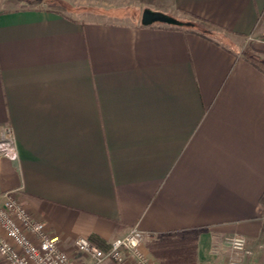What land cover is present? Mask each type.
Instances as JSON below:
<instances>
[{
    "label": "crops",
    "instance_id": "crops-1",
    "mask_svg": "<svg viewBox=\"0 0 264 264\" xmlns=\"http://www.w3.org/2000/svg\"><path fill=\"white\" fill-rule=\"evenodd\" d=\"M140 1L209 32L0 0V139L10 130L18 152L0 153V200L83 264L77 239L109 245L135 226L151 256L180 234L193 264H228L240 235L243 264H264V0Z\"/></svg>",
    "mask_w": 264,
    "mask_h": 264
},
{
    "label": "built area",
    "instance_id": "built-area-1",
    "mask_svg": "<svg viewBox=\"0 0 264 264\" xmlns=\"http://www.w3.org/2000/svg\"><path fill=\"white\" fill-rule=\"evenodd\" d=\"M6 131L0 139V153L16 160L17 149L10 145ZM146 234L138 226L125 236L113 240L107 249L93 244L88 238H79L74 250L94 264H157L144 247ZM232 257L228 264H243V258L250 255L247 240L234 235L226 240ZM0 264H83L67 251L62 250L59 238L48 233L47 228L37 222L25 206L17 202L12 194L6 193L0 200Z\"/></svg>",
    "mask_w": 264,
    "mask_h": 264
},
{
    "label": "trees",
    "instance_id": "trees-1",
    "mask_svg": "<svg viewBox=\"0 0 264 264\" xmlns=\"http://www.w3.org/2000/svg\"><path fill=\"white\" fill-rule=\"evenodd\" d=\"M189 20H184V23H192V26H174L175 28L192 30L202 28L201 34L206 35V30L203 21L193 16L188 17ZM203 26V27H202ZM194 27V28H193ZM100 248L107 249L109 245L100 240H94ZM150 251L154 256L153 259L159 264H193L195 259V239L190 236H183L180 234H173L170 236H164L160 241L154 242L150 246Z\"/></svg>",
    "mask_w": 264,
    "mask_h": 264
},
{
    "label": "rangeland",
    "instance_id": "rangeland-1",
    "mask_svg": "<svg viewBox=\"0 0 264 264\" xmlns=\"http://www.w3.org/2000/svg\"><path fill=\"white\" fill-rule=\"evenodd\" d=\"M61 4L64 6L71 5L73 10H78L79 12L87 13V11H97L99 14L107 15L110 14L111 10L117 9L118 13L123 16L124 21L127 22H134L135 19L141 20L142 13L144 9H148L149 7H145V4L142 3L140 0H126L125 2L119 4H113L110 1H103V0H59ZM92 14V13H91ZM137 17V18H136ZM182 18V17H181ZM184 20H189L188 18H183ZM205 28L207 26H204ZM194 28V27H193ZM199 30H202L199 28ZM235 45H237L238 51H248L251 49L250 39H234ZM145 244V242H144ZM150 254V252L148 251ZM150 257L152 260L154 257Z\"/></svg>",
    "mask_w": 264,
    "mask_h": 264
},
{
    "label": "water",
    "instance_id": "water-1",
    "mask_svg": "<svg viewBox=\"0 0 264 264\" xmlns=\"http://www.w3.org/2000/svg\"><path fill=\"white\" fill-rule=\"evenodd\" d=\"M141 22L143 25H152L153 23H162L170 26H192V23H184L176 18L165 15V13L153 12L151 10H146L142 13Z\"/></svg>",
    "mask_w": 264,
    "mask_h": 264
}]
</instances>
